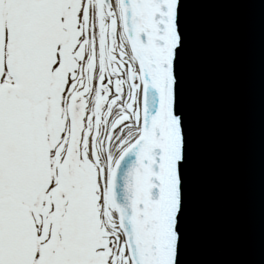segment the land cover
<instances>
[{"label": "snow or ice", "instance_id": "6c2138e0", "mask_svg": "<svg viewBox=\"0 0 264 264\" xmlns=\"http://www.w3.org/2000/svg\"><path fill=\"white\" fill-rule=\"evenodd\" d=\"M178 4L0 0V264H176Z\"/></svg>", "mask_w": 264, "mask_h": 264}, {"label": "water", "instance_id": "95a60500", "mask_svg": "<svg viewBox=\"0 0 264 264\" xmlns=\"http://www.w3.org/2000/svg\"><path fill=\"white\" fill-rule=\"evenodd\" d=\"M177 24L190 160L176 264H264V0H179Z\"/></svg>", "mask_w": 264, "mask_h": 264}]
</instances>
